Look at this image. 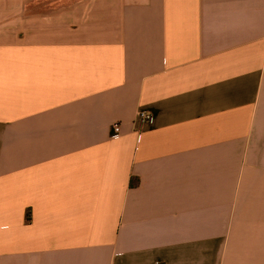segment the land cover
Returning <instances> with one entry per match:
<instances>
[{
    "label": "crops",
    "instance_id": "0c3cea01",
    "mask_svg": "<svg viewBox=\"0 0 264 264\" xmlns=\"http://www.w3.org/2000/svg\"><path fill=\"white\" fill-rule=\"evenodd\" d=\"M0 264H264V0H0Z\"/></svg>",
    "mask_w": 264,
    "mask_h": 264
},
{
    "label": "built area",
    "instance_id": "2783aa9c",
    "mask_svg": "<svg viewBox=\"0 0 264 264\" xmlns=\"http://www.w3.org/2000/svg\"><path fill=\"white\" fill-rule=\"evenodd\" d=\"M137 121L140 127H145L150 124H152V116L146 112H138L137 115ZM120 132V126L119 124H113L111 126V133L113 136H118Z\"/></svg>",
    "mask_w": 264,
    "mask_h": 264
}]
</instances>
